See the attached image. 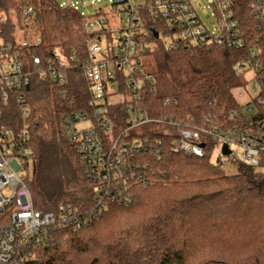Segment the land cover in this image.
Returning a JSON list of instances; mask_svg holds the SVG:
<instances>
[{"label":"trees","instance_id":"obj_1","mask_svg":"<svg viewBox=\"0 0 264 264\" xmlns=\"http://www.w3.org/2000/svg\"><path fill=\"white\" fill-rule=\"evenodd\" d=\"M231 1L246 40L243 48L182 42L170 49L174 40L168 45L163 37L170 38L173 29L145 13L157 87L150 101L163 118L210 128L248 116L234 94L244 84L238 69L264 41H258L262 31L250 0ZM27 10L32 11L26 15ZM98 38L85 31L80 11L61 7L58 0H0V55L20 63L29 79L21 89H4L8 100L1 103L0 124L27 136L26 184L36 210L44 213L57 212L62 204L89 210L97 201L94 180L61 119L74 112L93 114L84 62ZM57 56L71 66L62 69L66 85L40 74L49 63L60 64ZM20 96L26 105L18 103ZM167 99L173 104L163 106ZM112 109L123 115L119 106ZM162 129L136 133L163 144L140 156L135 171L142 178L130 180L131 201L109 200L80 231L56 230L54 242L38 247L27 264H264V171L242 167L227 175L211 162L212 149L204 157L174 154ZM6 220L1 215L0 225Z\"/></svg>","mask_w":264,"mask_h":264},{"label":"built area","instance_id":"obj_2","mask_svg":"<svg viewBox=\"0 0 264 264\" xmlns=\"http://www.w3.org/2000/svg\"><path fill=\"white\" fill-rule=\"evenodd\" d=\"M110 1V14L102 7L94 19L81 12L85 31L100 35L89 46L84 62L93 114L74 112L61 119L69 142L81 156L85 173L94 180L97 201L89 210L66 204L57 212L36 210L26 184L27 136L4 129L0 124V216H7L0 225V264H27L35 258L38 247L54 242L56 230L84 229L98 212L108 208L109 200L128 204L132 199L130 180L142 178L135 171V167L141 165L140 156L163 144L162 139L152 142L149 137L137 136L139 130L164 127L163 135L172 143L171 152L188 157H204L214 147H221L222 156L235 162L232 146L236 145L242 152L243 167L264 171V45L252 48L247 60L239 66L238 73L249 76L256 96L243 105L248 116L238 119L237 124L210 128L191 126L174 117L163 118L150 101L157 87L149 61L154 47L147 41L145 13L154 22L163 21L173 29L170 40L174 43L170 49L182 42L203 47L243 48L246 40L232 1L207 0L213 8L212 15H208L212 27L203 21L195 5L197 0H146L142 6H134L130 0ZM101 2L92 0L93 4ZM78 3L66 2L61 7L70 6L80 11ZM249 9L262 31L258 41H264V0H250ZM115 33H118L116 38ZM104 37L109 41L107 51L101 45ZM9 58V55H0V122L1 103L8 100L4 89H21L29 84L23 66ZM57 60L58 66L49 63L47 69H40V74L66 85L67 75L62 69L71 66H66L61 56H57ZM34 62L41 63L39 58ZM77 66L78 63L74 65ZM246 87L244 83L240 88ZM18 103L26 105V98L20 96ZM171 104V99L163 102V106ZM118 106L123 115L111 110ZM23 113L27 115L28 108L25 107ZM84 122H88L89 127L80 128ZM212 142L215 143L213 148ZM225 147L229 155L224 154Z\"/></svg>","mask_w":264,"mask_h":264},{"label":"rangeland","instance_id":"obj_3","mask_svg":"<svg viewBox=\"0 0 264 264\" xmlns=\"http://www.w3.org/2000/svg\"><path fill=\"white\" fill-rule=\"evenodd\" d=\"M58 1L60 4L68 2V3H73L74 5L77 2H79L77 6L80 12L84 13V15L87 16L88 18L91 17L93 19L96 17L95 15L100 7L104 9V12L106 14H110L112 11V7H111L112 2L110 0H102L101 3H95V4L92 3V0H58ZM130 1L134 6H142L146 3V0H130ZM195 5L198 11L200 12L205 24L209 27H212L213 25L211 23L210 18L208 17V15H212L213 13L212 6L208 3L207 0H197L195 2ZM119 18L120 17H118V19ZM113 36L115 38L118 37V33H115ZM163 39L167 42L168 45L171 44V40L169 37H163ZM101 45L103 50L107 51L109 45V41L107 37L103 38ZM243 82L247 84L246 89L240 88L234 91L236 99L242 105L246 104L252 97L256 96V93L253 90V83L250 81L248 75L243 76ZM240 93L243 94L242 97L240 96ZM79 127L80 128L89 127V123L84 122L80 124ZM232 149L235 153L234 155V157L236 158L235 162H232L229 159L222 156L221 147H214L210 153L211 162L215 165L219 164L227 175H237L241 172V168L243 167L242 165L243 158L240 148L236 145H233ZM29 171L30 170L27 169L26 173H28Z\"/></svg>","mask_w":264,"mask_h":264},{"label":"water","instance_id":"obj_4","mask_svg":"<svg viewBox=\"0 0 264 264\" xmlns=\"http://www.w3.org/2000/svg\"><path fill=\"white\" fill-rule=\"evenodd\" d=\"M155 35H156L157 38H159V34L158 33L155 32ZM224 154H226V155L230 154V151L228 150L227 147L224 148Z\"/></svg>","mask_w":264,"mask_h":264}]
</instances>
